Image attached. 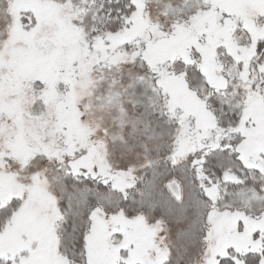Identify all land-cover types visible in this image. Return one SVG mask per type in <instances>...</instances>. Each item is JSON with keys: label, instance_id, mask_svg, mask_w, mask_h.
Masks as SVG:
<instances>
[{"label": "snow or ice", "instance_id": "6c2138e0", "mask_svg": "<svg viewBox=\"0 0 264 264\" xmlns=\"http://www.w3.org/2000/svg\"><path fill=\"white\" fill-rule=\"evenodd\" d=\"M0 264H264V0H0Z\"/></svg>", "mask_w": 264, "mask_h": 264}]
</instances>
